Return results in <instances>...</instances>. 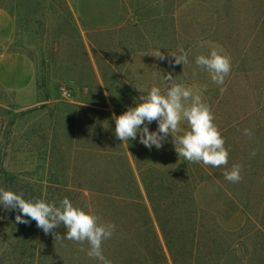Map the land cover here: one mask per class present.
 <instances>
[{
    "label": "rangeland",
    "instance_id": "obj_1",
    "mask_svg": "<svg viewBox=\"0 0 264 264\" xmlns=\"http://www.w3.org/2000/svg\"><path fill=\"white\" fill-rule=\"evenodd\" d=\"M0 6L10 10L15 22L8 47L24 52L35 73L34 103L20 106L0 91V187L23 193L25 199L31 188L50 200L55 189L44 180L47 141L52 139L54 155L65 157L67 172L71 157L75 170L88 166L79 157L94 150L84 146L97 143L106 148L104 153L116 155L112 148L120 145L112 114L135 106L141 95L137 88L163 89L161 75L171 73L210 106L228 164L202 168L188 162L178 157L170 136L160 149L145 147L135 162L133 150L123 142L136 184L131 194L145 204L147 194L155 199L163 195L158 209L174 240V261L154 224L167 264H264V0H0ZM181 46L188 54L185 65L174 64L169 55L179 54ZM213 47L223 48L231 60L224 93L195 63L196 56L207 55ZM158 50L164 60L154 57ZM78 106L96 111L84 117ZM78 120L92 125L90 129L85 123L82 136ZM51 122L58 127L49 131ZM148 127L155 131L157 124ZM245 128L253 135H245ZM129 141L144 147L139 135ZM237 163L242 180H225V169ZM84 182L110 186L100 178ZM64 193L74 206L81 208L82 201L103 222L116 226L102 245L111 264H126L128 258L141 263L153 251L149 264H156L149 223L136 202L97 198L89 191ZM18 214L0 205V264H99L80 251L89 247L86 243L52 241L53 235L40 228L29 245L15 221ZM55 231L65 233L60 227ZM20 242L27 243L25 251ZM29 252L34 261H29Z\"/></svg>",
    "mask_w": 264,
    "mask_h": 264
},
{
    "label": "clouds",
    "instance_id": "obj_2",
    "mask_svg": "<svg viewBox=\"0 0 264 264\" xmlns=\"http://www.w3.org/2000/svg\"><path fill=\"white\" fill-rule=\"evenodd\" d=\"M179 54L169 53L174 57V64H188V54L179 47ZM154 57L164 60L165 56L159 50ZM196 65L205 70L211 81L220 87V92L227 89L226 77L231 72V60L221 47H213L207 55L195 57ZM164 88L151 86L137 88L141 95L134 101L135 106H129L120 115L112 114L115 123V136L121 142L136 140L151 149H160L163 142L170 136L178 157L188 162L203 163L212 167L228 164V150L225 148L218 127L213 122L214 115L210 106L204 102L202 95L193 88L177 83L171 73L161 75ZM156 122L157 129L150 131L148 125ZM185 124L186 127H183ZM244 134L252 136L251 130L245 128ZM255 151L251 155H255ZM241 165L233 164L223 172L225 180L238 183L242 180ZM0 205L5 210L17 211V223L28 224L30 220L45 234H52L54 239H67L80 244L86 243V252L90 258H95L99 264H111L103 254V243L110 239L116 230L113 223L103 222L97 215L74 206L68 198L48 203L43 199H25L23 193H15L0 187ZM28 217L29 219H24ZM63 225L66 232L60 235L55 230Z\"/></svg>",
    "mask_w": 264,
    "mask_h": 264
},
{
    "label": "trees",
    "instance_id": "obj_3",
    "mask_svg": "<svg viewBox=\"0 0 264 264\" xmlns=\"http://www.w3.org/2000/svg\"><path fill=\"white\" fill-rule=\"evenodd\" d=\"M77 108H79L80 115L84 117L88 116V118L90 116L89 112L96 111L93 107L91 108V106H86V107L78 106ZM49 114L52 115L51 112ZM86 122L91 126L90 129L92 128V125L89 123L88 120H83L82 122L79 121L77 129L79 130V133L81 134V136L84 135V131L82 130V128L86 127L85 126ZM66 124L71 125L72 124L71 119H68V123ZM48 126H50L49 131L52 130L54 127L55 128L58 127V125L54 122L49 123ZM93 131H94V128H93ZM85 134H87V132H85ZM48 137H49V134L45 140H48ZM113 140L115 141V138ZM65 141L68 142V140H65ZM118 142H119L120 148H117V147L112 148L116 152V155H113L112 152L107 153V154L104 153V151L106 152V148L102 146H98L97 143H95L92 146H84L86 150L87 148L94 150L92 155L89 153L90 155L88 156L79 157L80 164L83 165L85 163L86 164L88 163V166H86V168L81 167L79 170H75V168L77 167V164L75 163V159H74L75 157H71L73 165L70 168V171L67 172L65 163H64L65 157H63V155L60 154L59 152L55 153L54 155V151L52 150V148L54 149V146L52 144V139L48 140L47 144L44 145V146H47L46 151H45V159L47 161V167L45 169L44 180L47 182V184L54 186L53 187L55 189L54 196L51 197L50 200L45 199L46 196L44 195V192L42 194V192L40 191H34V194H33V192L31 191L32 189L29 187L30 188L29 199H43L45 200V202H48V203L56 202L58 204L59 200L63 198H68V199L70 198V196L66 195L64 192H68V191L75 192L76 191L79 195H81V192L89 191V192L94 193V195L97 198L107 196L111 198L126 200L127 202H132V203L136 202V204H138V206L141 207V211L144 214L143 216L146 220H148V223H149L152 244L154 246V250L156 249V251H158V261L156 262V264H161V263L167 264V261L165 259V254L163 252L162 244L159 239V234L162 238L163 245L165 246L167 252L171 255V260L174 261V258L172 257V249H174V240L172 236L170 235V233L166 232L163 226L164 223L162 222V214H160V210L158 209L157 201H159L161 197H163V195L158 194L159 196L155 199L152 194H147L146 204H145L142 197H139L137 195L135 196V194H131V189L133 188L135 189L136 187L134 176H133V171L130 165V161L125 156L124 150L122 148L121 144L123 142H121L119 139H118ZM127 145L131 147V149L133 150L132 155L136 162L139 156L138 154H140L141 151L145 150V146L144 147L142 146L141 148H139L140 149L139 150L130 141L128 142ZM43 160H44V157H43ZM199 164L200 166H202V168L203 167L205 168L202 162ZM102 165H104L105 167L100 168ZM2 169H4V167L1 168L0 171ZM4 171L7 174L9 173L8 172L9 170H4ZM9 174H13V172ZM87 174H89L90 177L87 178V180H85L87 177ZM29 178H30V175H29ZM99 178L103 179L107 183H110L109 184L110 186L107 188L99 184L98 185L93 184V186H90L88 184L86 185V182H84V181H89V182L94 181ZM82 196H84V193H82ZM79 204L80 206H82L81 208H83V210H85L86 212H89V211L91 212V209L89 210L88 204H85L82 201ZM24 219L30 220V218L28 217H24ZM155 222L158 226L159 234L155 227V224H154ZM37 228L38 227L36 226V222L34 220H30L28 224L18 223V229L23 231L26 238L29 239L28 240L29 245L31 241L33 242L35 240V238H33V231L35 232ZM60 229L66 232V229H64L63 225L60 226ZM53 239L54 237H52V241ZM140 242L141 241H139L138 243ZM21 243L22 242H20L18 246L21 248L20 250L25 251V249H27V243L24 246H22ZM33 243H35V241ZM131 245L135 246L136 244H131ZM184 249L186 250L185 247ZM150 254H154L155 256V251L149 253V257L147 258V260H145V258H142L141 263H139L140 262L139 259L128 258L126 261V264H149V259H152ZM19 255L21 256L22 254L20 253ZM29 258H30L29 261L30 260L34 261L35 256L33 255V252H29Z\"/></svg>",
    "mask_w": 264,
    "mask_h": 264
},
{
    "label": "crops",
    "instance_id": "obj_4",
    "mask_svg": "<svg viewBox=\"0 0 264 264\" xmlns=\"http://www.w3.org/2000/svg\"><path fill=\"white\" fill-rule=\"evenodd\" d=\"M14 35L13 15L0 6V91L24 106L35 102V73L33 62L24 52L8 47Z\"/></svg>",
    "mask_w": 264,
    "mask_h": 264
},
{
    "label": "built area",
    "instance_id": "obj_5",
    "mask_svg": "<svg viewBox=\"0 0 264 264\" xmlns=\"http://www.w3.org/2000/svg\"><path fill=\"white\" fill-rule=\"evenodd\" d=\"M61 93H62V95H63V96H65V95H67V93H68V92H67V91H65V90H62V92H61Z\"/></svg>",
    "mask_w": 264,
    "mask_h": 264
}]
</instances>
